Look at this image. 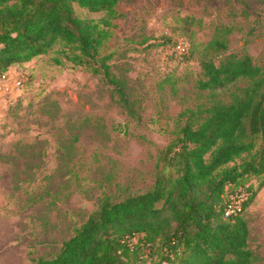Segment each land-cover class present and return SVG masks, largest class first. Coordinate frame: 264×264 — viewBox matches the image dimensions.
I'll return each instance as SVG.
<instances>
[{
	"label": "rangeland",
	"instance_id": "obj_1",
	"mask_svg": "<svg viewBox=\"0 0 264 264\" xmlns=\"http://www.w3.org/2000/svg\"><path fill=\"white\" fill-rule=\"evenodd\" d=\"M117 9L105 53L136 117L113 85L66 60L59 44L0 77V264L54 258L105 198L154 188L182 128L198 127L249 84L200 89L204 59L248 54L264 65V0H121ZM178 42L186 53L173 50ZM260 181L246 183L257 189ZM242 217L254 264H264V186ZM149 254L133 264H163Z\"/></svg>",
	"mask_w": 264,
	"mask_h": 264
},
{
	"label": "trees",
	"instance_id": "obj_2",
	"mask_svg": "<svg viewBox=\"0 0 264 264\" xmlns=\"http://www.w3.org/2000/svg\"><path fill=\"white\" fill-rule=\"evenodd\" d=\"M120 1L0 0V76L59 44L66 60L113 85L118 102L136 117L126 80L114 74L112 56L105 53L121 15ZM76 7L102 15L82 17ZM201 68L200 89L226 88L239 80L249 84L231 102L214 104L198 127L182 128L152 190L120 202L105 198L54 258L37 264H133L145 253H155L163 264L258 260L242 214L264 186V65L232 53L204 59ZM242 157L240 165L229 166ZM168 166L174 175L166 174ZM252 176L261 178L257 189L246 183ZM240 190L252 196L242 213L229 216V197Z\"/></svg>",
	"mask_w": 264,
	"mask_h": 264
},
{
	"label": "built area",
	"instance_id": "obj_3",
	"mask_svg": "<svg viewBox=\"0 0 264 264\" xmlns=\"http://www.w3.org/2000/svg\"><path fill=\"white\" fill-rule=\"evenodd\" d=\"M186 45L187 44L184 42H178L176 46H174L173 50L180 54H184L188 50ZM4 76L5 75L0 77ZM251 196L252 193L247 190H240L239 192L231 194L229 197V202L227 204L226 214L230 216L242 213L244 211V203L247 202Z\"/></svg>",
	"mask_w": 264,
	"mask_h": 264
}]
</instances>
